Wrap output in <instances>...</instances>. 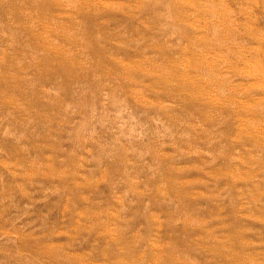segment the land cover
<instances>
[{
  "label": "rangeland",
  "instance_id": "rangeland-1",
  "mask_svg": "<svg viewBox=\"0 0 264 264\" xmlns=\"http://www.w3.org/2000/svg\"><path fill=\"white\" fill-rule=\"evenodd\" d=\"M0 264H264V0H0Z\"/></svg>",
  "mask_w": 264,
  "mask_h": 264
}]
</instances>
